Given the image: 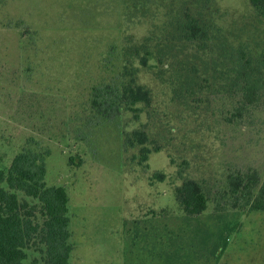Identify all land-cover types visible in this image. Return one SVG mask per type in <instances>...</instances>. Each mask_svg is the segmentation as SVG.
<instances>
[{
	"label": "rangeland",
	"instance_id": "obj_1",
	"mask_svg": "<svg viewBox=\"0 0 264 264\" xmlns=\"http://www.w3.org/2000/svg\"><path fill=\"white\" fill-rule=\"evenodd\" d=\"M105 84L150 102L106 117ZM136 130L145 161L125 146ZM24 148L49 149L47 184L67 189L70 264H264V210L230 185L264 180V14L249 0H0V168ZM189 179L201 214L178 202ZM44 249L28 263L48 264Z\"/></svg>",
	"mask_w": 264,
	"mask_h": 264
},
{
	"label": "trees",
	"instance_id": "obj_2",
	"mask_svg": "<svg viewBox=\"0 0 264 264\" xmlns=\"http://www.w3.org/2000/svg\"><path fill=\"white\" fill-rule=\"evenodd\" d=\"M249 1L264 14V0ZM94 96V107L106 117L117 116L123 106L125 110L136 112L134 105L150 102L149 91L133 85L120 90L105 84L96 89ZM146 144L144 131L136 130L132 135H126L125 146H141L142 161L147 160L150 153ZM49 154V149L24 148L13 158L8 171L0 168V264H29L28 250L32 243L43 245L48 264H70L73 246L69 242V195L64 186L47 184ZM247 179L245 182L244 177L233 178L230 182L232 191H247L251 196V208L264 210V180L260 184L256 174ZM176 193L187 214H201L206 210L207 197L197 181L186 180ZM27 197L36 202L30 203ZM39 214L42 222L38 221Z\"/></svg>",
	"mask_w": 264,
	"mask_h": 264
}]
</instances>
